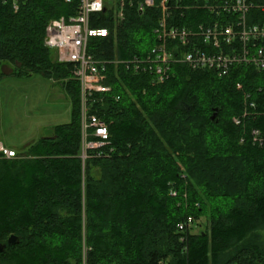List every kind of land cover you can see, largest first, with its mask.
<instances>
[{"label": "trees", "instance_id": "obj_1", "mask_svg": "<svg viewBox=\"0 0 264 264\" xmlns=\"http://www.w3.org/2000/svg\"><path fill=\"white\" fill-rule=\"evenodd\" d=\"M78 5L0 0V67L59 82L71 104L69 122L49 137L18 148L21 156H0V264H81L83 239L89 264H264V146L250 134L264 117L233 122L246 92L264 108L256 89L263 74L238 65L219 75L176 63L157 82L116 59L156 45L159 10L127 5L119 21L112 10L93 14L92 27L110 29L88 44L109 61L112 91L94 110L110 139L83 158L79 81L73 64L45 44L48 22L68 20ZM200 13L187 10L181 23ZM189 216L198 231L179 229ZM12 234L19 241L10 245Z\"/></svg>", "mask_w": 264, "mask_h": 264}, {"label": "built area", "instance_id": "obj_2", "mask_svg": "<svg viewBox=\"0 0 264 264\" xmlns=\"http://www.w3.org/2000/svg\"><path fill=\"white\" fill-rule=\"evenodd\" d=\"M127 5L142 12L157 8L160 16L154 29L156 45L145 54L116 59L126 69L151 73L157 82H164L176 63L213 70L219 75L242 65L259 71L264 80V0H79L77 13L68 20L61 17L48 22L45 44L55 50L58 61L73 64V77L79 81L83 158L88 148L103 146L110 139L107 121L94 110L95 103L102 100L99 96L112 91L107 75L109 61L95 58L88 50L91 38L107 37L110 29L92 27L91 16L112 10L117 21L123 20ZM187 10L201 13L192 17L189 24H182ZM256 89L264 93V83ZM258 103L251 92H246L244 110L233 117V122L239 125L245 118L259 121L264 117V108ZM250 134L254 144L264 146V124L252 127ZM91 135L97 140H88ZM0 156L12 158L21 153L0 141ZM178 227L181 231H192L195 219L189 216ZM186 237L183 235L181 240ZM90 249L83 239L81 264H89Z\"/></svg>", "mask_w": 264, "mask_h": 264}, {"label": "rangeland", "instance_id": "obj_3", "mask_svg": "<svg viewBox=\"0 0 264 264\" xmlns=\"http://www.w3.org/2000/svg\"><path fill=\"white\" fill-rule=\"evenodd\" d=\"M0 71L5 72L0 77V140L5 144L18 149L69 122L71 104L60 96L65 92L59 82L42 74L12 76L9 66ZM201 222L206 223L205 217ZM194 230H199L197 224Z\"/></svg>", "mask_w": 264, "mask_h": 264}, {"label": "water", "instance_id": "obj_4", "mask_svg": "<svg viewBox=\"0 0 264 264\" xmlns=\"http://www.w3.org/2000/svg\"><path fill=\"white\" fill-rule=\"evenodd\" d=\"M106 10V9H104ZM218 114V109L216 108L211 116V119L214 120L216 118ZM46 137H49V136H46ZM19 241L18 237L14 234L10 235L9 238H8V244L12 245L14 243H17ZM3 250V246L0 247V251Z\"/></svg>", "mask_w": 264, "mask_h": 264}, {"label": "crops", "instance_id": "obj_5", "mask_svg": "<svg viewBox=\"0 0 264 264\" xmlns=\"http://www.w3.org/2000/svg\"><path fill=\"white\" fill-rule=\"evenodd\" d=\"M9 75H11V73H9ZM51 80V79H50ZM52 81V80H51ZM53 82V81H52ZM60 96L63 98V99H66V95L65 93H60ZM70 103V102H69ZM1 141V140H0ZM4 142V141H3ZM30 142L26 143V144H29ZM24 144V145H26Z\"/></svg>", "mask_w": 264, "mask_h": 264}]
</instances>
